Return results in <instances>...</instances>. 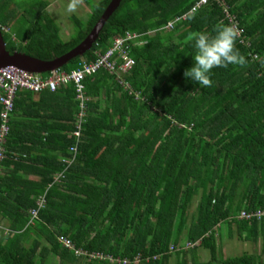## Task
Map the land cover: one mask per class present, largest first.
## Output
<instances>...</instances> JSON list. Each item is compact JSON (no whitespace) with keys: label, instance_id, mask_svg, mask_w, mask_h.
Wrapping results in <instances>:
<instances>
[{"label":"trees","instance_id":"16d2710c","mask_svg":"<svg viewBox=\"0 0 264 264\" xmlns=\"http://www.w3.org/2000/svg\"><path fill=\"white\" fill-rule=\"evenodd\" d=\"M109 1L88 0V17L71 16L74 33L63 40L47 1L0 0L5 49L60 56L87 36ZM196 1L121 0L91 48L62 67L95 60L125 31L144 41L130 50L135 65L125 78L132 94L105 70L85 77V121L69 165L63 160L71 157L79 112L74 85L16 92L0 171V217L7 220L0 264H45L50 255L59 264H121L86 261L58 235L129 264H168L172 252L173 264H264V214L239 217L264 211V0H225L248 43L235 42L246 64L213 69L203 89L183 76L194 54L187 36L228 25L221 6L209 2L164 28ZM41 195L45 204L30 221ZM223 222L234 223L241 240H261L260 253L218 256ZM199 247L208 260L197 259Z\"/></svg>","mask_w":264,"mask_h":264},{"label":"built area","instance_id":"2783aa9c","mask_svg":"<svg viewBox=\"0 0 264 264\" xmlns=\"http://www.w3.org/2000/svg\"><path fill=\"white\" fill-rule=\"evenodd\" d=\"M209 2L216 3L221 6L224 19L227 20L228 25H233L237 28L238 39L241 44H248L242 37V28L239 27L235 16L230 12L229 6L225 0H197L195 4L189 9V11L182 16L175 17L169 21L164 28L170 30L173 28L174 23L186 18L187 14L195 12L200 7L208 4ZM4 31H7L6 27H2ZM141 34L134 31H125L122 34L113 37L110 46L102 53H97L95 60L86 62L82 60L75 68L70 71H65L62 68L54 69L46 72L45 75L40 76L37 73H31L26 70L20 69L13 65H7L0 68V171L3 168V161L7 156V149L5 147L7 135L9 132V117L13 110L14 97L19 90H26L32 93H39L43 90L55 91L59 87L68 83L74 85L76 98L79 101V112L77 113V125L75 131L72 132L75 137V144L70 147L71 157L64 159L63 162L69 165L75 159L77 152V142L79 140L81 124L85 121L86 105L85 101V86L84 79L86 76H91L99 70H105L114 76L116 82L127 91L128 94H132L130 84L125 77L131 72L135 65L134 58L130 55V50L134 46H142L144 41L140 38ZM138 97V94L135 93ZM62 173H58L55 177L57 180ZM45 204L44 195L38 196L36 200V207L30 209L29 217L30 221L37 218L38 211ZM264 214L262 210H254L251 212L241 211L240 218L250 219L257 218ZM57 241L60 245L71 249L76 256H81L86 261L92 260H109L111 262H117L121 264H129L127 259H119L107 257L99 252H88L81 248H76L72 241L65 236L58 235ZM191 246V244H187ZM139 261V257L135 258V263Z\"/></svg>","mask_w":264,"mask_h":264},{"label":"rangeland","instance_id":"374dc122","mask_svg":"<svg viewBox=\"0 0 264 264\" xmlns=\"http://www.w3.org/2000/svg\"><path fill=\"white\" fill-rule=\"evenodd\" d=\"M19 3L29 4L31 0H18ZM48 2L46 10H49L48 14L59 27V36L63 40L69 39L74 33V23L71 20V16H76L78 19L85 20L89 13L90 7L87 3L88 0H45ZM92 2L98 0H90ZM44 74V73H42ZM199 199V194L194 196L191 207H189L188 216L194 213L195 203ZM217 253L218 256H235L246 253H260L261 240L253 243L251 241L241 240L237 235L236 226L234 223H221L217 229ZM196 254L198 260L206 261L209 259V252L207 249L199 247ZM264 259V254L262 255ZM175 261L174 252H172L168 264H173ZM45 264H59L57 257L50 255L47 257Z\"/></svg>","mask_w":264,"mask_h":264},{"label":"clouds","instance_id":"9594fccd","mask_svg":"<svg viewBox=\"0 0 264 264\" xmlns=\"http://www.w3.org/2000/svg\"><path fill=\"white\" fill-rule=\"evenodd\" d=\"M238 34L233 25H222L213 32H190L187 41L191 42L194 54L191 56V65L183 71L186 80L203 89L211 86L213 69L229 65L244 66L246 59L235 47Z\"/></svg>","mask_w":264,"mask_h":264},{"label":"water","instance_id":"95a60500","mask_svg":"<svg viewBox=\"0 0 264 264\" xmlns=\"http://www.w3.org/2000/svg\"><path fill=\"white\" fill-rule=\"evenodd\" d=\"M120 1L121 0H110L99 19L91 28L90 32L79 44H77L68 52L49 60H42L17 51H13L12 53L8 52L5 49V43L0 32V68L7 65H13L20 69L37 74L62 68L71 59L77 56H82L87 50L91 48L92 44L97 39L104 23L119 6Z\"/></svg>","mask_w":264,"mask_h":264},{"label":"crops","instance_id":"0c3cea01","mask_svg":"<svg viewBox=\"0 0 264 264\" xmlns=\"http://www.w3.org/2000/svg\"><path fill=\"white\" fill-rule=\"evenodd\" d=\"M46 11H47L48 14L50 13L49 10H46ZM6 28H7V27H6ZM34 94H38V93H34ZM36 96H37V95H34V97H36ZM19 174H20L23 178H25V179H31V180H36V179H38V176L35 175V174H33V173H31V172H27V173L19 172ZM5 223H7V220L4 219V218H2V217H0V236L6 234V232H7V229H6V227L4 226Z\"/></svg>","mask_w":264,"mask_h":264}]
</instances>
